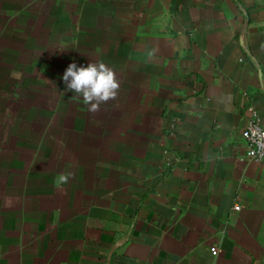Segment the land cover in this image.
Masks as SVG:
<instances>
[{
  "label": "crops",
  "instance_id": "crops-1",
  "mask_svg": "<svg viewBox=\"0 0 264 264\" xmlns=\"http://www.w3.org/2000/svg\"><path fill=\"white\" fill-rule=\"evenodd\" d=\"M73 62L117 99L90 114ZM253 113L264 0H0V264H264Z\"/></svg>",
  "mask_w": 264,
  "mask_h": 264
},
{
  "label": "clouds",
  "instance_id": "clouds-1",
  "mask_svg": "<svg viewBox=\"0 0 264 264\" xmlns=\"http://www.w3.org/2000/svg\"><path fill=\"white\" fill-rule=\"evenodd\" d=\"M62 80L66 91L83 98L90 114L98 113L101 105L116 100L120 91L115 71L103 62H90L86 67L70 63ZM72 175L71 172L60 174L55 181L56 186L67 184Z\"/></svg>",
  "mask_w": 264,
  "mask_h": 264
},
{
  "label": "built area",
  "instance_id": "built-area-1",
  "mask_svg": "<svg viewBox=\"0 0 264 264\" xmlns=\"http://www.w3.org/2000/svg\"><path fill=\"white\" fill-rule=\"evenodd\" d=\"M242 139L245 143V157L249 161L263 162L264 161V128L262 127L256 114H252L251 120L247 123L242 131ZM239 207H233V211H238ZM210 253L212 256L218 254L217 247H211Z\"/></svg>",
  "mask_w": 264,
  "mask_h": 264
}]
</instances>
